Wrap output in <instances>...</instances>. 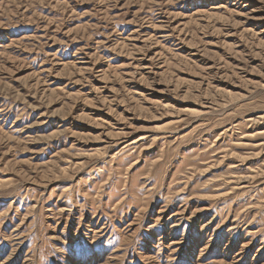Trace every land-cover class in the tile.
I'll use <instances>...</instances> for the list:
<instances>
[{
	"label": "rangeland",
	"instance_id": "1",
	"mask_svg": "<svg viewBox=\"0 0 264 264\" xmlns=\"http://www.w3.org/2000/svg\"><path fill=\"white\" fill-rule=\"evenodd\" d=\"M0 264H264V0H0Z\"/></svg>",
	"mask_w": 264,
	"mask_h": 264
}]
</instances>
